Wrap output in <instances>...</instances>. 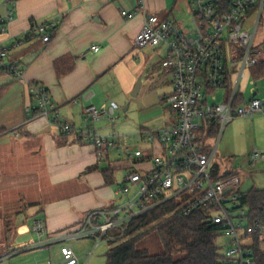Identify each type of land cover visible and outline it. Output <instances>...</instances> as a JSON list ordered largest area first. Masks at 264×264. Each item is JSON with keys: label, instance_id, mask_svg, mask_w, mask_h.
<instances>
[{"label": "crops", "instance_id": "1", "mask_svg": "<svg viewBox=\"0 0 264 264\" xmlns=\"http://www.w3.org/2000/svg\"><path fill=\"white\" fill-rule=\"evenodd\" d=\"M178 1L146 0L145 10L126 18L122 10L135 9L137 0H0V17L13 11L6 29L0 27V46L10 47L6 62L22 70L17 77L0 69V128L4 129L0 135V210L27 209L29 216H34L33 225L43 220L47 227L43 236L37 234L28 241L13 243L0 264L61 263L58 237L62 233L78 226L88 211L109 208L127 198L118 195L117 189L132 162L115 149L109 158L99 161L91 141L65 134L47 116L28 115L26 108L37 104L31 84L37 82L48 89L62 120L80 128L90 124L104 136L120 134L114 128L108 130L109 124L120 119L115 105L127 102L125 110H129L131 100L134 117L124 124L125 131L135 136L137 145L131 146L156 147L157 143L144 140L142 135L160 130L170 121L163 103L173 90L172 78L162 67L167 48L135 47L134 41L147 12L170 19ZM257 15L256 11L250 13L247 27L255 33L256 42L264 46V11L255 28ZM41 22L55 24L49 30V42H43L33 30ZM28 33V40L14 46ZM93 45L99 49H92ZM139 78L142 87L138 96H133ZM251 79L252 73L242 81L241 103L254 97L264 100V76L254 79L255 86L262 83L261 93L256 87L253 90ZM90 105L101 110L114 106L117 119L94 121L89 117L86 121L85 108ZM256 116L264 117V112L251 120ZM261 125L255 123V130L261 132ZM238 128L230 126L220 146L223 171L226 160L235 168L232 162L239 151L233 139ZM121 135L128 143L127 136ZM255 147L253 142L244 149L241 164L247 163L246 157ZM256 166L264 172V162ZM26 251L30 254H22Z\"/></svg>", "mask_w": 264, "mask_h": 264}, {"label": "built area", "instance_id": "2", "mask_svg": "<svg viewBox=\"0 0 264 264\" xmlns=\"http://www.w3.org/2000/svg\"><path fill=\"white\" fill-rule=\"evenodd\" d=\"M193 17L191 28L183 27L176 20L160 17L157 13H146L144 24L137 34L135 47L167 48L162 67L170 75L173 90L164 99V106L170 112V121L160 130L143 132V139L157 143L156 147L145 149L132 147L124 141L123 135L104 136L90 124L76 127L62 120L60 109L45 86L34 82L30 91L37 100L36 105L26 108L28 115H44L57 124L65 134L91 141L99 161L109 158L115 149L119 156L132 162L120 183L117 194L126 196L121 204L109 208L93 209L71 230L58 237L62 262L59 264H80L71 240L93 237L116 238L110 231L122 234L132 219L172 199L181 202L182 213L189 216L198 209H206L205 222L223 224L222 234L230 242L225 254V264H255L253 241L243 243L245 236H252L261 227L249 226L247 210L241 207V179L238 175L229 178L213 174L221 139L228 125L239 117L253 118L264 112V100L254 97L238 103L242 81L250 70L264 62V46L255 40V33L247 27L251 12H257L255 28L258 27L264 0H186ZM146 0H137L133 10H122L126 18H133L145 10ZM13 19V11L0 17L2 30ZM54 23H37L33 30L43 42L51 40L49 30ZM16 40L14 46H21L30 38ZM92 49L98 50V45ZM10 47L0 46V69H7L17 77L22 70L6 61ZM250 84L255 86V80ZM223 90L224 97L217 102V92ZM85 120L97 121L117 119L115 107L99 110L90 105L85 108ZM213 124L219 126L215 137L201 138L208 134ZM204 130L202 131V129ZM246 162L255 165L264 162V151L253 148ZM222 174V173H220ZM244 228V236L239 229ZM46 222L37 220L33 230L43 236ZM259 238L264 240V228Z\"/></svg>", "mask_w": 264, "mask_h": 264}, {"label": "trees", "instance_id": "3", "mask_svg": "<svg viewBox=\"0 0 264 264\" xmlns=\"http://www.w3.org/2000/svg\"><path fill=\"white\" fill-rule=\"evenodd\" d=\"M254 79L264 76V64L253 67ZM3 89L0 90L2 93ZM242 94L238 103L242 102ZM219 126L213 124L208 134L201 138L215 137ZM204 128L202 129V131ZM4 132L0 128V135ZM226 169L222 172L221 164H215V177L229 178L237 175V170L226 160ZM222 172V174H220ZM106 174V173H105ZM106 177H109L106 174ZM241 207L246 208V219L249 226L264 228V188H252L247 192L238 190ZM181 202L178 199L166 201L130 221L122 234L119 230L110 231L116 238L108 239L111 243L106 253L107 264H225L226 257L219 251L217 240L222 235L225 226L205 222L206 209H198L189 216L182 213ZM259 228L253 235L255 264H264V250L260 243ZM158 232L165 247L164 253L153 254L140 243L151 233ZM181 254L180 258L175 255Z\"/></svg>", "mask_w": 264, "mask_h": 264}, {"label": "rangeland", "instance_id": "4", "mask_svg": "<svg viewBox=\"0 0 264 264\" xmlns=\"http://www.w3.org/2000/svg\"><path fill=\"white\" fill-rule=\"evenodd\" d=\"M171 20H176L182 24L183 27L191 28L193 23V17L189 11L188 4L186 0H179L176 8L174 9L173 16ZM264 23V20H263ZM261 82H258L256 88L259 89L261 93ZM223 90L217 92V102L223 100ZM251 93L249 92L248 86L246 87V97L249 98ZM134 98V97H133ZM130 105L129 110H125L127 102L124 104H116L117 116L120 115V119H117L114 124H109L108 130L112 131L114 128L117 132L127 136L128 143L136 146L135 136L131 133H127L125 130L127 126L124 125L126 121L132 120L133 107L132 101H128ZM99 110H101L99 108ZM261 118V119H260ZM264 117L256 116L254 120L251 118L239 117L232 121L226 128L224 135L221 139L220 146L223 144L226 132L230 126L239 128L236 131V137L233 139L238 147V153L235 160L232 162L233 167L238 168L237 175L241 179V189L242 192H247L250 189L264 188V172L261 171L259 166L250 165L248 163L241 164L240 160L245 155V148H249L250 143L255 142V145L262 151L263 141H264ZM262 123V131L258 132L255 130V123ZM112 123V122H111ZM130 123V122H129ZM118 135V134H116ZM219 146L218 155L216 158V163L221 164V155H224L221 147ZM256 166V167H255ZM223 167V166H221ZM222 169V168H221ZM223 172V169H222ZM221 172V173H222ZM122 172L118 175L120 176ZM18 213V214H17ZM86 215V214H85ZM33 219L34 216H29L27 209L22 212H16L12 209L0 210V260L11 252V246L15 242L28 241L37 236V233L33 230ZM247 221H245L246 223ZM241 236H244V228L239 229ZM22 240V241H21ZM243 243L252 242V236H245L242 239ZM230 239L226 235L222 234L217 240V245L219 246V251L221 254L225 255L227 247L229 245ZM68 243L73 247L77 256L80 258V264H107L106 253L111 247V243L108 239H103L98 241V239L93 237H85L82 239L71 240ZM260 246L264 250V240L261 241ZM141 248L148 249L153 254H159L165 252L164 244L161 240L160 234L158 232L151 233L147 238H145L140 243ZM30 251H26L22 254H30ZM181 254L175 255V258H180Z\"/></svg>", "mask_w": 264, "mask_h": 264}, {"label": "water", "instance_id": "5", "mask_svg": "<svg viewBox=\"0 0 264 264\" xmlns=\"http://www.w3.org/2000/svg\"><path fill=\"white\" fill-rule=\"evenodd\" d=\"M141 87H142V79L139 78V80H138V82H137V84H136V86H135V89H134L132 95H133V96H138Z\"/></svg>", "mask_w": 264, "mask_h": 264}]
</instances>
